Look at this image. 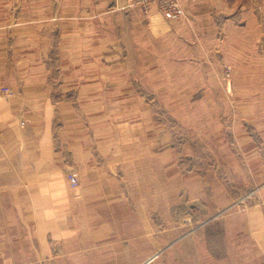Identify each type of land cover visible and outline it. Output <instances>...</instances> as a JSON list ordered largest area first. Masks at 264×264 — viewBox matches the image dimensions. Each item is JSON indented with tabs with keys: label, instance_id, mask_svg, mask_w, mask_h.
I'll return each instance as SVG.
<instances>
[{
	"label": "rangeland",
	"instance_id": "1",
	"mask_svg": "<svg viewBox=\"0 0 264 264\" xmlns=\"http://www.w3.org/2000/svg\"><path fill=\"white\" fill-rule=\"evenodd\" d=\"M87 1L71 38L35 28L11 57L87 85L53 124L78 171L99 148L112 179L77 262L264 264V0Z\"/></svg>",
	"mask_w": 264,
	"mask_h": 264
},
{
	"label": "crops",
	"instance_id": "2",
	"mask_svg": "<svg viewBox=\"0 0 264 264\" xmlns=\"http://www.w3.org/2000/svg\"><path fill=\"white\" fill-rule=\"evenodd\" d=\"M87 12V0H0V89L12 91L0 90V264H79L102 237L98 214L82 213L112 184L99 166L100 149L75 152L85 165L78 171L70 157L74 150L57 147L54 140L57 108L69 106L70 94L87 85L64 88L49 77L52 68L16 65L33 57V50H26L32 35L41 36L35 28H51L49 38H71L73 31L63 28L86 25ZM18 49L20 61L14 63ZM71 170L79 174L76 188L68 184Z\"/></svg>",
	"mask_w": 264,
	"mask_h": 264
},
{
	"label": "built area",
	"instance_id": "3",
	"mask_svg": "<svg viewBox=\"0 0 264 264\" xmlns=\"http://www.w3.org/2000/svg\"><path fill=\"white\" fill-rule=\"evenodd\" d=\"M1 92L3 94H6V95H12V91L7 88V87H3L0 89ZM23 124V122H22ZM67 180H68V184L71 188H76L78 186V181H79V175H78V172L75 171V170H71L68 174H67ZM39 264V263H37Z\"/></svg>",
	"mask_w": 264,
	"mask_h": 264
},
{
	"label": "water",
	"instance_id": "4",
	"mask_svg": "<svg viewBox=\"0 0 264 264\" xmlns=\"http://www.w3.org/2000/svg\"><path fill=\"white\" fill-rule=\"evenodd\" d=\"M147 262H145L144 264H146Z\"/></svg>",
	"mask_w": 264,
	"mask_h": 264
}]
</instances>
